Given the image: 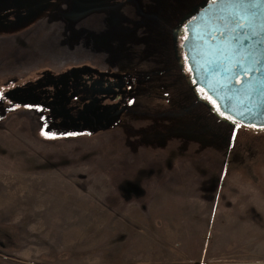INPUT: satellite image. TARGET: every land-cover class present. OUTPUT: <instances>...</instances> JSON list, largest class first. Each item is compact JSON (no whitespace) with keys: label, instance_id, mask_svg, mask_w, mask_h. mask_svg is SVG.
Returning a JSON list of instances; mask_svg holds the SVG:
<instances>
[{"label":"rangeland","instance_id":"rangeland-1","mask_svg":"<svg viewBox=\"0 0 264 264\" xmlns=\"http://www.w3.org/2000/svg\"><path fill=\"white\" fill-rule=\"evenodd\" d=\"M62 1L0 0V94L76 61L121 78L166 2ZM103 91L95 117L113 112ZM18 111L0 119V264H264V129L153 95L116 130L58 141L39 133L56 113Z\"/></svg>","mask_w":264,"mask_h":264},{"label":"trees","instance_id":"trees-1","mask_svg":"<svg viewBox=\"0 0 264 264\" xmlns=\"http://www.w3.org/2000/svg\"><path fill=\"white\" fill-rule=\"evenodd\" d=\"M78 1L64 0L57 9L60 8L71 13ZM188 7L184 0H166L159 12L148 43L138 50V59L130 71L123 73L121 78H112L114 74L111 70L106 69L107 66L105 68L86 66L84 63L89 64L88 61H76L67 67H65L67 64L64 63L62 70L58 72L45 68L37 78L16 83L0 94L3 97L0 102L3 104L0 119L18 113V110L32 112L38 119L41 114L46 118L49 115L54 116L56 113L58 117L53 121L51 119L47 122L39 120V133L50 131L49 134H55V138L43 137L58 141L92 137L118 129L122 120L136 110L141 97L148 98L155 95L171 105L186 97L192 98L194 104L204 107L207 110V116L216 122V117L220 116L215 109L216 106L195 87L181 50L180 43L185 37V30L182 29L181 22L192 10ZM195 8H198V5ZM57 9L42 19L50 14L53 16ZM109 10L111 8L105 9L103 13ZM9 11L7 18H15L16 10L10 9ZM133 13L132 9L131 14ZM89 17L92 15L90 14ZM124 20L126 21L125 18ZM67 21L68 24H72L71 22L74 20ZM76 32L81 34L80 37H83L87 30L83 29L81 31L83 34L78 30H75L74 33ZM103 88L112 90L114 104L111 117L100 118L91 114L90 107ZM26 94L31 97L25 98ZM58 98H61L63 102L60 103V112L62 113L55 108L52 109V105ZM25 105L32 107H25ZM62 114L69 116L74 121L71 120L72 122L68 123L66 118H63L64 116L61 117ZM63 120L65 121L63 122ZM57 122L59 123L55 124ZM217 125L219 126V124ZM69 133L74 135H69Z\"/></svg>","mask_w":264,"mask_h":264},{"label":"water","instance_id":"water-1","mask_svg":"<svg viewBox=\"0 0 264 264\" xmlns=\"http://www.w3.org/2000/svg\"><path fill=\"white\" fill-rule=\"evenodd\" d=\"M181 23L186 32L182 49L195 87L219 115L263 130L264 3L205 0Z\"/></svg>","mask_w":264,"mask_h":264},{"label":"flooded vegetation","instance_id":"flooded-vegetation-1","mask_svg":"<svg viewBox=\"0 0 264 264\" xmlns=\"http://www.w3.org/2000/svg\"><path fill=\"white\" fill-rule=\"evenodd\" d=\"M211 1V0H210ZM189 20V19H188ZM187 20V21H188ZM186 23V22H185ZM185 23L182 25V29H184L185 30ZM185 37H186V32H185ZM184 37V38H185ZM184 40V39H183ZM182 43H183V41H182ZM182 43H180V45H181V50H182V53L184 54V52H183V49H182ZM178 51H179V49H177ZM180 52V51H179ZM184 56H185V54H184ZM103 90H108V88H103L101 91L102 92H105V91H103ZM215 109H216V107H215ZM217 110V109H216ZM225 119V120H222V119ZM216 122H217V124H219V126H221L222 128H225L226 126V128H228V127H230V126H232L231 125V123H232V121H230L229 119H227V117H223L222 115H220V116H217L216 117ZM232 124H234V125H238V124H236V123H232ZM239 127H242L241 125H239Z\"/></svg>","mask_w":264,"mask_h":264},{"label":"snow or ice","instance_id":"snow-or-ice-1","mask_svg":"<svg viewBox=\"0 0 264 264\" xmlns=\"http://www.w3.org/2000/svg\"><path fill=\"white\" fill-rule=\"evenodd\" d=\"M236 2H239V0H236ZM260 2H261V3H264V0H260ZM240 27H244V25L241 24ZM244 39L247 40L248 37L245 36ZM2 100H3V97L0 96V101H2ZM25 107H32V106H31V105H25ZM232 122L235 123V121H232ZM238 126H239V125H237V127H238ZM42 135H44V136H46V137H48V138H55V134H49L48 132H44V131H42ZM69 135H74V134L69 133Z\"/></svg>","mask_w":264,"mask_h":264}]
</instances>
